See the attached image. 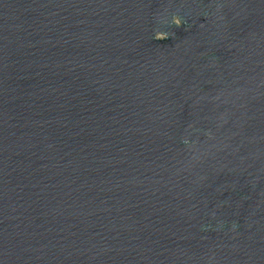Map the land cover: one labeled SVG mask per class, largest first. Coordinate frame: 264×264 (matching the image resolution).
<instances>
[{"label": "water", "instance_id": "water-1", "mask_svg": "<svg viewBox=\"0 0 264 264\" xmlns=\"http://www.w3.org/2000/svg\"><path fill=\"white\" fill-rule=\"evenodd\" d=\"M0 264H264V0H0Z\"/></svg>", "mask_w": 264, "mask_h": 264}, {"label": "clouds", "instance_id": "clouds-1", "mask_svg": "<svg viewBox=\"0 0 264 264\" xmlns=\"http://www.w3.org/2000/svg\"><path fill=\"white\" fill-rule=\"evenodd\" d=\"M171 23L176 25L177 27L182 26L183 21L179 15H173L171 19ZM169 37V34L164 31H156L154 33V39L156 40H165Z\"/></svg>", "mask_w": 264, "mask_h": 264}]
</instances>
